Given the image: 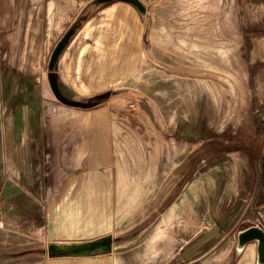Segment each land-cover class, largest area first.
<instances>
[{"label":"rangeland","instance_id":"obj_1","mask_svg":"<svg viewBox=\"0 0 264 264\" xmlns=\"http://www.w3.org/2000/svg\"><path fill=\"white\" fill-rule=\"evenodd\" d=\"M139 1L142 13L119 0H0V264L42 262L46 247L79 246L50 241H68L60 237L69 222L95 219L94 208L79 202L101 198L95 183L117 181L116 174H105L108 167L80 176L78 166H65L69 156L79 159L80 148L84 153L86 146L90 166L105 162V154H90L99 143L117 153L120 165L126 154H135L130 183L151 186L180 170L190 174L189 154H199L200 192L184 200L182 218L168 212L173 217L167 221H139L156 215L158 201L143 206L147 193L144 200L138 189L130 193L132 205L118 207L119 215L135 220L115 225L118 236L131 233L118 240L119 264H143L155 232L152 241L167 245L173 239L166 232L208 231L203 184L210 182L212 159L206 154H230L233 175L235 158L248 148L261 144L264 153V0ZM88 9L81 28L89 24L91 35L79 37L80 28L54 68L55 86L76 102L70 104L53 92L48 63ZM211 171L219 185L220 163ZM81 181L82 189L74 190ZM186 189L183 199L191 193V186ZM256 201L253 210L262 214ZM233 207L228 203L226 211L235 213Z\"/></svg>","mask_w":264,"mask_h":264},{"label":"crops","instance_id":"obj_2","mask_svg":"<svg viewBox=\"0 0 264 264\" xmlns=\"http://www.w3.org/2000/svg\"><path fill=\"white\" fill-rule=\"evenodd\" d=\"M91 30V26L85 24L81 28L78 36L81 38L84 36L88 37L91 35ZM81 123L85 127L88 126L86 120ZM89 123H92V121ZM87 154L86 146L84 153L80 148L79 159H71L69 156L68 159H64V165L78 166L80 176H87L91 172L93 173L94 167H108L105 174H116L117 181L111 180V182L105 185L104 183H95L93 186L94 190L102 192L101 198H92L86 202H79V206L94 208L95 219L87 218L88 220L83 223L78 222V224L69 222L64 230L66 235L60 237L66 238L65 240L68 241H50L52 243L50 245L54 246L56 243L65 242L77 243L79 246L74 245L73 248L70 247L68 249L60 246L46 247L42 250L46 254V256H43L42 262L37 260L31 264H119L121 251H119L120 245L118 240L123 239L125 235H128L126 238H129L131 233L118 236L119 232L115 230V225L120 222H135V220L127 216L119 215L118 207L132 205L131 200L134 201L135 198L130 196L131 192L135 193L136 189L141 190L144 193V200L146 199V193V200L148 202L153 200V204L147 202L143 203V206L152 207L158 201L156 206L157 210L154 211L156 215H144L143 218L139 219V221L146 223L152 222L156 218L167 221V217H173V215H170L173 213L175 214V219L182 218L181 216L184 214L182 208L185 203L188 202L189 198L195 199L200 192L199 154H189L190 162L189 164L187 162V164L191 168L190 174L187 173L188 170L185 172L184 170H180L167 176L163 185L154 183L152 186L146 185L145 182L144 184L134 182L135 174L133 170L135 169V154L133 153L126 154L125 161H122L120 165L119 158L113 156L117 153L112 151L109 145L99 143L95 145L93 153L90 154H105L106 157L103 155L105 162H99L97 165L94 164V166H90L91 160L87 158ZM229 155L206 154L208 160L212 159V163L208 167L209 171L207 175V179L210 182L203 184V189L207 191V220L212 224L207 228L208 231L202 233L198 232V230H175L166 232L162 235L164 237L169 236L173 239V242L167 245L154 243L152 240L156 239L158 232L153 233L149 237V247L145 248L148 249L150 256L144 260L143 264H264L259 259L257 240L248 241L243 245L239 244L240 232L249 227L256 226L264 232V225H260L261 219L264 222V210L262 214L255 213L253 210L256 208L255 199H257V196L256 203L261 206L257 207V210H262V207H264V160L259 157L255 162H252L248 154H244L243 158H235L238 159L233 164L235 172L232 173L233 175H230L231 163H227V160L231 159ZM129 158L132 159L131 162ZM165 158L168 159V156H165ZM186 160L188 161V159ZM248 161L254 164V167L250 171L244 165V162L246 163ZM219 163L224 177L221 178V182L218 185L215 183L217 175L211 170L216 169ZM176 165L171 163L170 168H175ZM240 165H243L242 169ZM258 166L260 168L256 169ZM109 169L111 170L110 172ZM186 175H190V178L188 179L189 181L184 182ZM124 180L127 181L126 185L124 184ZM130 180H134L131 182L132 184ZM183 183L184 185H182ZM188 186H191V193L183 199L181 197L186 195L185 192L188 191L186 189ZM76 189H82V181L78 186L74 187V190ZM119 190L127 192V196L119 198L116 193ZM152 190L155 192L154 194H152ZM184 200L185 203H183ZM230 202L233 203V208H237V211L233 214L226 211L228 203ZM168 212L171 213L169 214ZM76 234L80 235L76 236ZM218 238L219 240L217 242L213 241ZM223 243H227V245L223 246ZM74 249H77V251H74ZM32 252L38 253L39 251L32 250ZM76 252L79 253L77 254ZM6 255L12 256L14 254L6 253ZM7 256L5 257L6 259L11 258Z\"/></svg>","mask_w":264,"mask_h":264},{"label":"water","instance_id":"obj_3","mask_svg":"<svg viewBox=\"0 0 264 264\" xmlns=\"http://www.w3.org/2000/svg\"><path fill=\"white\" fill-rule=\"evenodd\" d=\"M112 1H115V0H92V3H94L95 5H100V4L109 3ZM119 1L130 3L133 6H135L138 9V11H140L141 13L144 12V6L139 0H119ZM74 33H75L74 27L70 26L68 30L60 38V40L57 42V44L55 45L51 53L49 63H48V78H49L50 86L53 92L55 93L58 99L64 102H68L70 104H76V102L65 100L55 86L54 68H55L56 62L59 56L61 55L63 49L66 47V45L68 44L70 38L72 37ZM252 240L258 241L257 251H258L259 259L260 261L264 262V232L262 231V229L256 226H252L240 232L239 234V244L240 245H243L247 243L248 241H252Z\"/></svg>","mask_w":264,"mask_h":264},{"label":"trees","instance_id":"obj_4","mask_svg":"<svg viewBox=\"0 0 264 264\" xmlns=\"http://www.w3.org/2000/svg\"><path fill=\"white\" fill-rule=\"evenodd\" d=\"M116 1V0H115ZM114 2V1H113ZM110 3V2H109ZM105 4V3H104ZM92 5H94V3H92ZM91 12L89 11V9L87 11H83L78 18L72 23L71 26L74 27L75 33L81 28V26L83 25V23L90 17ZM74 33V34H75ZM73 34V35H74ZM72 35V37H73ZM71 39V38H70ZM91 104H88L87 107H91ZM252 145V144H251ZM257 145V144H256ZM261 144L260 147L259 146H255V148L253 149L252 146L251 148H248V157L250 158V161L255 162L256 159H258L259 157L262 158L264 160V153L261 155ZM260 153V154H259Z\"/></svg>","mask_w":264,"mask_h":264}]
</instances>
